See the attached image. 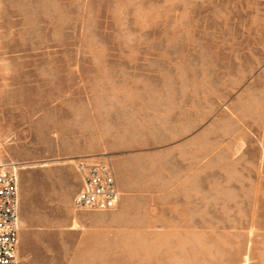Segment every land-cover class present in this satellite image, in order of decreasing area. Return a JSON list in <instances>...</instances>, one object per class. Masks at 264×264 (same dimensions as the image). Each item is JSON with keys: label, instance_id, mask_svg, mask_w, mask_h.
Masks as SVG:
<instances>
[{"label": "rangeland", "instance_id": "374dc122", "mask_svg": "<svg viewBox=\"0 0 264 264\" xmlns=\"http://www.w3.org/2000/svg\"><path fill=\"white\" fill-rule=\"evenodd\" d=\"M0 167L20 264H264V0H0Z\"/></svg>", "mask_w": 264, "mask_h": 264}, {"label": "built area", "instance_id": "2783aa9c", "mask_svg": "<svg viewBox=\"0 0 264 264\" xmlns=\"http://www.w3.org/2000/svg\"><path fill=\"white\" fill-rule=\"evenodd\" d=\"M77 170L82 187L74 198L77 209L109 211L117 207L121 193L110 162L83 158ZM20 192L16 173L0 167V264H20Z\"/></svg>", "mask_w": 264, "mask_h": 264}, {"label": "crops", "instance_id": "0c3cea01", "mask_svg": "<svg viewBox=\"0 0 264 264\" xmlns=\"http://www.w3.org/2000/svg\"><path fill=\"white\" fill-rule=\"evenodd\" d=\"M115 177H116V182H117L118 189H119L120 193H122L121 190L123 188L122 187L123 185L120 183L119 178H118V175L117 176L115 175Z\"/></svg>", "mask_w": 264, "mask_h": 264}]
</instances>
